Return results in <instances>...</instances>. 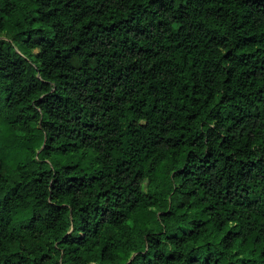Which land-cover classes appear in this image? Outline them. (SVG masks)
<instances>
[{
  "label": "trees",
  "instance_id": "16d2710c",
  "mask_svg": "<svg viewBox=\"0 0 264 264\" xmlns=\"http://www.w3.org/2000/svg\"><path fill=\"white\" fill-rule=\"evenodd\" d=\"M0 264H264V0H0Z\"/></svg>",
  "mask_w": 264,
  "mask_h": 264
}]
</instances>
